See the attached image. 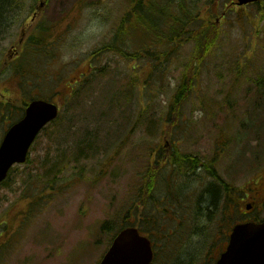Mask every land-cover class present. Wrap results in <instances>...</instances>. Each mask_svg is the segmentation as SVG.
<instances>
[{
	"label": "rangeland",
	"instance_id": "1",
	"mask_svg": "<svg viewBox=\"0 0 264 264\" xmlns=\"http://www.w3.org/2000/svg\"><path fill=\"white\" fill-rule=\"evenodd\" d=\"M168 1L143 3L151 16ZM233 1L187 0L200 14L196 27L210 25L215 42L196 66L189 28L156 66L144 59L141 25L121 32L125 54L120 46L105 49L120 45L126 0H47L39 10L40 0L0 5V102L14 107L0 113V143L23 116L24 100L38 95L61 105L28 162L0 185V264H99L113 238L102 225L121 224L138 195L141 214L158 218L153 264H210L214 242L236 222L264 218V202L246 209L264 181V0L222 18ZM48 22L57 26L55 55L45 42L27 43ZM22 29L27 40L20 42ZM137 51L142 58L131 57ZM24 61L25 71L44 78L18 74ZM186 75L192 87L178 104ZM70 87L78 94L67 101ZM175 150L198 156L203 168L171 173ZM210 182L233 186L235 207L224 208L221 191L219 205L209 206Z\"/></svg>",
	"mask_w": 264,
	"mask_h": 264
},
{
	"label": "trees",
	"instance_id": "2",
	"mask_svg": "<svg viewBox=\"0 0 264 264\" xmlns=\"http://www.w3.org/2000/svg\"><path fill=\"white\" fill-rule=\"evenodd\" d=\"M20 1L21 0H1L0 5L3 4L5 8L9 3H18ZM41 1L45 3L47 2V0H41ZM126 1H128L127 15L125 19L122 20V24L119 27V31L117 33L118 40H119V37L121 36L119 40L120 45L119 44L117 45L115 43L109 44L107 45V47H105V49L106 48L110 49L111 47L120 46L121 51L125 54L126 51L124 50L122 46L124 44V40H123V36L121 35V32L124 31V28L126 29L128 33L132 32L133 30H135L134 27L136 24L142 26L140 32L142 33V37L145 36L144 42L146 43V45L147 44L149 45L147 50L145 51L143 50L144 52L147 53L146 54L147 57H144V59H147L149 57L150 60L155 63V66L158 63L157 61L160 58V56H163V55L166 56L165 53L167 52V48H169V46H172L175 41L177 42L181 38L185 37V35H187L186 33H189V32H185L187 28L191 29L190 30L191 34L189 35H190V38H193L195 40V43L197 45L196 53L198 54L197 56H199L194 59L192 63L193 66L194 65L196 66V63L201 62L202 60L201 54L208 53L209 50H211L214 47L215 42L211 40V35L213 34L211 26L208 24H205V25L202 24L201 28L196 27L198 17L200 14L196 12L195 6L190 7L189 9L186 3L187 0H169L167 5L162 4L158 6L156 8V11H157L156 15H151V16H150L151 14L150 9L143 3L144 0H126ZM257 3H260V2H257ZM257 3H254L253 5H256ZM226 8L227 9H225L226 13H224V16L228 15V13L234 11L235 9L238 10L241 7L237 8L236 5L234 6L233 4H231V6H228ZM224 16L222 18H224ZM124 23L126 25H124ZM191 25H193V27H191ZM56 28L57 26L55 22L54 23L48 22L45 25L39 26L35 34L30 36L27 43L29 44L33 42L37 44L38 42H45V49H48V48L51 49L49 50V54L55 55L56 51L54 48L57 47L56 44L58 42L57 40L59 39L57 37L58 34L56 31ZM132 33L134 34L135 31H133ZM142 37H141V42H142ZM141 53L142 51L141 52L137 51L135 53H132L131 57H133L134 59L136 56H138L139 58H142L143 56H141ZM127 54L129 53L127 52ZM17 64H15V66ZM25 68H26V61L20 62L18 66L16 67V72L18 74H23V72H26L24 73L26 77L31 76L32 74L36 75L37 78L41 77V75L38 72H35L34 70H30L28 72V71H25ZM185 77L186 78H185L184 83L182 84V86H180L179 92L175 95V100L177 101L178 104L181 101H183V99L186 98L185 90L191 89L190 87H192L191 78L188 75H186ZM62 78H64V75L60 74V78L58 79V84H54V86L59 85V80ZM53 79H54V82H57L55 78ZM76 84L78 85L79 83L76 81L72 83L71 85H76ZM77 94L78 93L76 92V87L75 88L70 87V89L68 88V91L66 92L65 99L69 101ZM35 98H42V97L41 96L39 97L38 95H33L29 97V99L24 100L23 108H22L23 112L28 102ZM10 104L7 105L4 101H1L0 102V113L4 114L9 109V112H8L9 115L13 114V112L10 110V108L13 107L11 106L13 104L11 105ZM172 112L174 111L172 110ZM171 155L173 156V159H172L173 169L172 170H176L179 176H180L179 173L181 172L184 175H186L187 173L194 174L197 169L203 168L201 164V160L198 158V156L195 157L194 155H188L186 153L183 154L181 152H178L177 150L172 152ZM185 168H186V171L184 172ZM209 171H210V175H215L214 170H210L209 168ZM10 179H11V175H9L6 181L0 183V185L10 183L9 181ZM234 190H235L234 187L228 184H225V183L221 184L220 182L219 183L215 182L213 184L212 182H210L206 189V193L209 195V198H207L209 206L214 205V207H217L219 205L218 200L220 199L218 197L221 191L222 196L226 199L224 203V208L226 210H229V207L232 204H235L236 202V198L235 197L233 198ZM146 194H149L150 197L154 196L153 194H150V191L146 192ZM139 197L140 195H138L136 198H132L130 202L131 205L129 207L130 215L128 214L122 215L121 224L119 221H109V222H105V224L102 225L103 226L102 228L108 229L109 231H113V236H112L113 238L118 232L121 231L122 228L126 226L136 225L139 227L142 233L149 235L151 238L154 236L155 231L159 230L157 227L159 225L153 228V225L155 224L156 219L158 221V218L155 214L154 216H149L143 212H142L143 214H141L140 212L141 205L138 202H136V199H138ZM238 199L239 198H237V202H238ZM131 213L135 215L133 217L134 219H131Z\"/></svg>",
	"mask_w": 264,
	"mask_h": 264
},
{
	"label": "water",
	"instance_id": "3",
	"mask_svg": "<svg viewBox=\"0 0 264 264\" xmlns=\"http://www.w3.org/2000/svg\"><path fill=\"white\" fill-rule=\"evenodd\" d=\"M257 1L261 0H235L238 5ZM59 113L60 105L51 100L34 99L28 103L24 116L9 127L0 144V183L14 165L28 160L35 140ZM231 232L229 245L216 264H264V221L237 223ZM109 248L99 264H151L154 260L151 240L137 226L123 228Z\"/></svg>",
	"mask_w": 264,
	"mask_h": 264
},
{
	"label": "flooded vegetation",
	"instance_id": "4",
	"mask_svg": "<svg viewBox=\"0 0 264 264\" xmlns=\"http://www.w3.org/2000/svg\"><path fill=\"white\" fill-rule=\"evenodd\" d=\"M35 15H36V12L32 16H35ZM24 32H25V29H22V35L25 34ZM25 40H27V37L26 38L23 37L22 42L25 41ZM15 50H16V46L12 45L11 48H9L10 54L14 53ZM158 158L159 159H163L164 156H163V158L161 156H159ZM201 164H202V162H201ZM258 186L259 187H257L254 190V193L252 194V197L254 198V200L249 203L252 206V209L248 210L249 212H251L253 210L254 203H256V202L263 203L264 202V181H262ZM233 198H234V196H233ZM234 207H235V204H234ZM248 211H244V213L247 214ZM247 219H245V221H248ZM252 221H254V220H252ZM231 230L228 232V234H226L222 238H219L217 242H214V243H218V244L215 245L214 254H213L212 258L209 261L210 264H216V262L218 261V259L222 256L223 252L227 249V247L229 245ZM212 260L213 261L215 260V261L212 262Z\"/></svg>",
	"mask_w": 264,
	"mask_h": 264
}]
</instances>
